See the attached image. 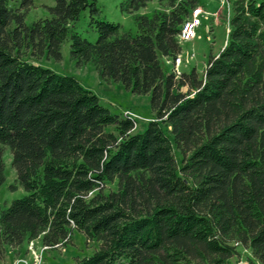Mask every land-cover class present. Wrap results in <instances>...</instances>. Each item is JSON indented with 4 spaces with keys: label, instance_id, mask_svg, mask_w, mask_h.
<instances>
[{
    "label": "trees",
    "instance_id": "16d2710c",
    "mask_svg": "<svg viewBox=\"0 0 264 264\" xmlns=\"http://www.w3.org/2000/svg\"><path fill=\"white\" fill-rule=\"evenodd\" d=\"M35 0H0V189L4 150L26 195L0 212L8 249L66 245L78 232L99 249L75 264H240L239 247L264 264V0L231 6L225 47L202 73L167 72L197 0H127L137 33L102 16L97 0H54L26 23ZM88 12L86 32H78ZM149 96L142 133L74 78L29 61L60 60Z\"/></svg>",
    "mask_w": 264,
    "mask_h": 264
},
{
    "label": "rangeland",
    "instance_id": "374dc122",
    "mask_svg": "<svg viewBox=\"0 0 264 264\" xmlns=\"http://www.w3.org/2000/svg\"><path fill=\"white\" fill-rule=\"evenodd\" d=\"M127 0H97L102 10V16L110 23L120 25L125 32L132 35L137 33L138 16L152 17L156 11L163 9L157 2H151L147 8L141 9L133 15L125 14L121 5ZM198 9L202 11L200 16V27L197 36L192 42L182 43L181 63L176 66L173 62L162 59V64L167 72L178 69V73H189L196 69L202 73L211 56H217L225 47L231 6L226 0H197ZM54 0H35L33 7L29 10L26 23L32 25L34 22L48 16V7L54 6ZM89 21L88 12L81 18L78 24V32L91 42L97 40V35L86 32ZM29 61L42 68L49 69L60 76H68L76 79L83 88L91 91L101 100V104L109 109L112 114L129 117L136 123L133 133H142L148 123L154 119L151 111L149 96H136L126 90L121 84L104 82L100 79L93 65L78 66L70 55V41L65 42L61 48L60 60ZM176 72V73H177ZM4 164L6 182L0 189V212L10 204L26 195L23 189L13 191L17 177L12 165V154L8 148L4 150ZM99 249L96 242H88L86 237L75 232L66 245L57 248H44L40 241L31 242L18 249H8L5 259L0 264H75L77 259L90 257ZM257 264L252 254L239 247L234 263Z\"/></svg>",
    "mask_w": 264,
    "mask_h": 264
},
{
    "label": "built area",
    "instance_id": "2783aa9c",
    "mask_svg": "<svg viewBox=\"0 0 264 264\" xmlns=\"http://www.w3.org/2000/svg\"><path fill=\"white\" fill-rule=\"evenodd\" d=\"M202 14H203L202 11L200 9H197V10H195L193 12V14L190 17V19L185 22V24L182 27L180 36H179V41H180L181 44L182 43L192 42L196 38L197 31H198V29L200 27L199 18H200V16ZM180 63H181V59L179 57L176 60L175 65L178 66V65H180ZM176 66L174 68V71L176 70ZM177 71H178V69H177Z\"/></svg>",
    "mask_w": 264,
    "mask_h": 264
}]
</instances>
